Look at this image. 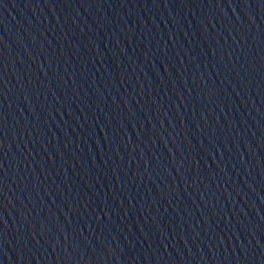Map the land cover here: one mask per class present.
I'll use <instances>...</instances> for the list:
<instances>
[{
  "label": "water",
  "instance_id": "obj_1",
  "mask_svg": "<svg viewBox=\"0 0 264 264\" xmlns=\"http://www.w3.org/2000/svg\"><path fill=\"white\" fill-rule=\"evenodd\" d=\"M0 264H264V0H0Z\"/></svg>",
  "mask_w": 264,
  "mask_h": 264
}]
</instances>
